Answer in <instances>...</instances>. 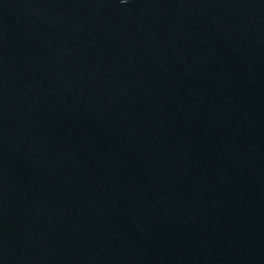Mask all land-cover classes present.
Returning <instances> with one entry per match:
<instances>
[{
	"label": "water",
	"instance_id": "1",
	"mask_svg": "<svg viewBox=\"0 0 264 264\" xmlns=\"http://www.w3.org/2000/svg\"><path fill=\"white\" fill-rule=\"evenodd\" d=\"M0 264H264V0H0Z\"/></svg>",
	"mask_w": 264,
	"mask_h": 264
}]
</instances>
